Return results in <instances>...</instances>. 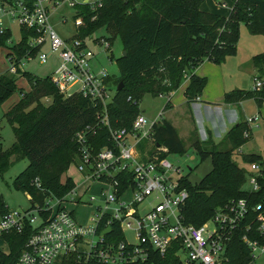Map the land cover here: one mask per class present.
I'll use <instances>...</instances> for the list:
<instances>
[{
    "label": "built area",
    "instance_id": "obj_1",
    "mask_svg": "<svg viewBox=\"0 0 264 264\" xmlns=\"http://www.w3.org/2000/svg\"><path fill=\"white\" fill-rule=\"evenodd\" d=\"M235 1L228 4L220 0L218 6L232 11ZM103 2L0 0V36L9 31L10 22L31 33L26 41L29 51L23 57L6 51L5 70L20 78L25 61L37 58L44 63L49 54H56L60 62L49 78L59 93L65 97L80 94L94 108V121L72 137L77 154L69 167L76 163L81 183L70 177L74 187L65 196L48 195L42 204L23 210L8 209L0 216V234H21L30 225L13 264H55L67 256L76 257L79 264H143L151 255H171V264L175 260L178 264H264V197L253 200L261 190L263 175L257 162H251L245 172L241 190L247 196L228 199L216 207L208 220L194 225L185 222L182 214L188 197L181 183L185 175H180V167L169 160L168 148L156 144L153 138L159 119L148 121L140 111L128 127L111 125L109 105L118 83L104 68L94 69L96 53L91 48L103 45L109 49L110 42L95 38L94 33L79 36L77 30L82 21L78 7L95 13ZM64 4L73 10L75 34L69 37H61L50 23L51 12ZM60 22L64 24L66 18ZM6 44L12 45L10 38ZM190 75L184 73L183 82H188ZM261 86L257 77L253 89ZM174 93L158 97L165 96L169 101ZM244 136H248L247 131ZM100 139L106 143L97 147ZM94 189L97 199L89 194ZM92 203L94 211L82 224L76 219L75 207ZM112 225L120 237L113 235L108 240L105 237L112 233ZM108 228L110 232L105 233ZM128 232L134 235L133 241L128 240Z\"/></svg>",
    "mask_w": 264,
    "mask_h": 264
},
{
    "label": "trees",
    "instance_id": "obj_2",
    "mask_svg": "<svg viewBox=\"0 0 264 264\" xmlns=\"http://www.w3.org/2000/svg\"><path fill=\"white\" fill-rule=\"evenodd\" d=\"M203 0H104L103 5L92 13L86 7H78L82 21L77 25L78 35L93 34L99 29L108 32L112 43L117 36L125 54L116 58L119 71L115 81L123 82V89L117 91L113 103L109 105L112 126L128 127L140 113L139 101L145 95L157 97L159 94L176 91L183 83L184 73H190L184 88L187 106L196 100L207 82L204 76L192 71L206 58L216 64L235 52L239 37L240 23H244L250 34L264 36V0H236L228 16L201 9ZM95 14V18L92 19ZM21 40L8 45L10 32L0 36V47L8 45L18 58L28 51L26 41L31 34L20 28ZM252 64L262 81L259 89H233L223 94V102L237 104L252 99L257 105L264 102V51L252 56ZM29 88L20 92L21 98L4 113L15 135L14 144L8 149L0 147V175L8 170L14 161L28 160V165L13 180V186L30 196L31 206L42 204L48 195L65 196L74 183L65 173L77 154L72 137L76 131L94 121V108L88 99L80 94L65 97L46 77H36L24 71ZM16 78L0 75V103L15 93ZM50 97L44 105L41 98ZM128 97H130L129 100ZM169 101L164 104L168 108ZM30 104H34L29 108ZM247 123L240 120L230 127L221 141L215 143L211 137L194 143L202 155L210 158L211 168L197 184L190 183L187 176L181 179L188 197L182 209L184 221L199 225L208 220L216 207L233 197H245L241 190L245 180V170L232 159V153L246 140L244 133ZM104 133V132H103ZM153 138L156 144L164 145L169 153H185L184 143L170 121L161 118L154 125ZM106 143L100 139L97 147ZM225 144L224 148H221ZM253 157L252 159L249 157ZM244 161L253 160L260 165V192L253 200L264 197V163L257 155H244ZM258 160V161H257ZM36 180L38 185L36 184ZM8 211L0 197V216ZM113 235L120 236L112 225ZM30 231L26 226L23 233L4 232L2 235L9 245V252L0 251V264H13L24 245ZM171 255L160 258L151 255L143 264H171ZM55 264H79L74 256L63 257ZM178 264V260H175Z\"/></svg>",
    "mask_w": 264,
    "mask_h": 264
},
{
    "label": "rangeland",
    "instance_id": "obj_3",
    "mask_svg": "<svg viewBox=\"0 0 264 264\" xmlns=\"http://www.w3.org/2000/svg\"><path fill=\"white\" fill-rule=\"evenodd\" d=\"M219 1L220 0H203L201 7L210 12H215V8H220L222 9L220 14L227 13L228 16L230 13L229 8L218 6ZM225 1L230 4V0ZM62 18H66L64 24L60 22ZM50 23L61 37H69L75 34L73 10L66 4L61 5L51 12ZM9 25L11 43H18L21 40L20 25L15 22H10ZM93 35L95 38H103L107 40L108 32L104 29H99L94 32ZM7 48L8 45L0 47V75L2 73L13 75L5 70L7 61L4 54L6 53ZM91 48L96 53V57L92 60V66L94 69L104 68L116 78L119 74L116 65V58L122 53V46L119 38L116 36L113 39L112 43H110L109 49H105L103 45L98 47L93 45ZM48 51V47H45L44 52L47 53ZM263 51L264 36L260 34H250L246 25L240 23L239 37L233 54L226 56L225 60L219 64L209 61L206 58L197 64L196 68L198 67V69L195 70V72L198 75L207 78L201 97L204 100L216 102L220 101L223 94L230 90H252L255 80L257 79L256 69L252 64V56ZM59 62L60 60L56 54H49L46 62L41 63L36 58L30 61H25L22 68L24 71L29 72L36 77H51L55 69L58 67ZM13 77L16 78L15 93H13L6 101L0 103V147L2 149L10 148L16 140L11 126L4 118V113L21 98L20 92L22 93L29 88L24 77L17 78L15 75H13ZM182 92V87H179L171 98L174 106L179 108H175L167 114L163 109L164 104L167 101L165 96L153 97L147 94L139 101L138 107L140 111L144 113L148 121L156 118L160 120L161 118L167 117L168 121L175 126L184 143L185 153H170L168 158L173 164L180 167V175L187 176L190 183L197 184L210 170L211 162L209 157L204 160L201 159L202 155L194 143L196 141L201 143L210 137L212 141L218 143L223 139L225 134L223 135L222 131L215 130L214 126L211 128L209 125H205V119L202 113L195 112L194 119L193 115L188 112L189 109L181 106L185 101ZM41 102L44 105H48L51 102V98L43 97L41 98ZM33 106L34 104H30L29 108H32ZM159 113H161V115H159ZM235 113L239 120L246 121V131L248 132V136L245 138L246 141L233 151L231 159L240 168L248 171L250 168V162L242 159L244 155H257L260 157L259 162L264 163V102L259 106L252 99L245 100L240 104V107L235 110ZM232 118V114H222L221 128L223 129L225 126H229L232 122ZM224 146L225 144H223L221 148H224ZM248 157L249 159L253 158L250 156ZM10 161L13 163L6 172L0 175V197L4 200L6 206L10 210L29 209L31 202L27 194L13 186L15 176L26 168L28 160L25 158L19 161H14V156H11ZM252 162H256V160H253ZM74 165L76 166V163H74ZM74 165H71L68 168L65 175L71 177L74 182L81 183L83 179L82 175L77 171ZM89 194L96 196V199L98 198L95 189L90 190ZM67 204L68 207H74L69 203ZM93 206L94 203H92V205L75 207L76 219L82 224H86L88 217L94 211ZM126 236L128 240H134V235L132 233H126ZM0 251L5 253L9 252V245L2 234H0Z\"/></svg>",
    "mask_w": 264,
    "mask_h": 264
},
{
    "label": "crops",
    "instance_id": "obj_4",
    "mask_svg": "<svg viewBox=\"0 0 264 264\" xmlns=\"http://www.w3.org/2000/svg\"><path fill=\"white\" fill-rule=\"evenodd\" d=\"M201 9H203L201 7ZM204 10V9H203ZM207 11V10H206ZM222 11V9L220 8H215V13H218L220 14ZM221 15H224V16H227V13L226 14H221ZM204 63V62H203ZM202 63V64H203ZM201 64V65H202ZM200 65V66H201ZM198 67L195 69L197 70ZM195 70L193 71L194 74L198 75ZM200 76V75H198ZM188 82H183L181 84L180 87H182L183 89V92H184V88L186 86ZM182 92V93H183ZM174 96V94H173ZM172 96V97H173ZM185 98V97H184ZM248 100V99H247ZM18 101V100H17ZM16 101V102H17ZM245 100L237 103V104H228V103H225L223 102V97L220 101H216V102H211L209 100H204L201 95L198 96V98L196 100H194L193 102H191L188 106L186 104V99L185 101L182 103L181 106L183 107H187L189 110L188 112L193 115V118L195 119V112L197 113H202L204 115V123L205 125H209L211 128L212 126H214L215 130H219V131H222L223 132V135L226 134V132L230 129V127L232 125H234L235 123H237L238 121H240L237 116H236V113H235V110L240 107V104L243 103ZM15 102V103H16ZM169 106L167 109H165L166 111V114L168 112H171L173 109L175 108H179V107H175L173 102H172V99H170V102H169ZM182 107V108H183ZM224 113H227V114H232L233 118H232V122H231V126H225V128H221V120H222V114ZM166 119L168 120V118L166 117ZM173 125V124H172ZM174 126V125H173ZM175 127V126H174ZM217 134V132H216ZM216 142V141H215ZM217 143V142H216Z\"/></svg>",
    "mask_w": 264,
    "mask_h": 264
},
{
    "label": "water",
    "instance_id": "obj_5",
    "mask_svg": "<svg viewBox=\"0 0 264 264\" xmlns=\"http://www.w3.org/2000/svg\"><path fill=\"white\" fill-rule=\"evenodd\" d=\"M124 54H125V51H122V55H124ZM122 89H123V82L122 81H119L118 84H117V90L120 91ZM104 232L105 233H108V232H110V229L108 228Z\"/></svg>",
    "mask_w": 264,
    "mask_h": 264
}]
</instances>
